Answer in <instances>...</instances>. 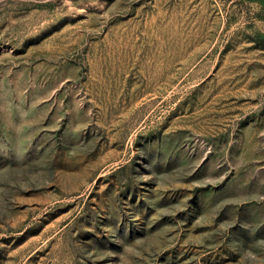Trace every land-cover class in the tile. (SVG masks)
Returning <instances> with one entry per match:
<instances>
[{"label": "rangeland", "instance_id": "rangeland-1", "mask_svg": "<svg viewBox=\"0 0 264 264\" xmlns=\"http://www.w3.org/2000/svg\"><path fill=\"white\" fill-rule=\"evenodd\" d=\"M264 0H0V264H264Z\"/></svg>", "mask_w": 264, "mask_h": 264}, {"label": "trees", "instance_id": "trees-1", "mask_svg": "<svg viewBox=\"0 0 264 264\" xmlns=\"http://www.w3.org/2000/svg\"><path fill=\"white\" fill-rule=\"evenodd\" d=\"M260 44H263L264 45V40L263 39H259L258 41Z\"/></svg>", "mask_w": 264, "mask_h": 264}]
</instances>
